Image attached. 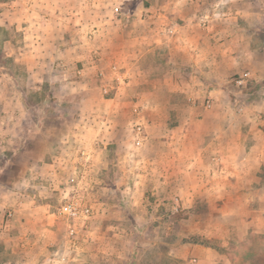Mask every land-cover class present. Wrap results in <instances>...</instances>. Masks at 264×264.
Returning a JSON list of instances; mask_svg holds the SVG:
<instances>
[{
	"label": "rangeland",
	"instance_id": "374dc122",
	"mask_svg": "<svg viewBox=\"0 0 264 264\" xmlns=\"http://www.w3.org/2000/svg\"><path fill=\"white\" fill-rule=\"evenodd\" d=\"M78 1L84 33L74 43L69 34L48 39L64 46L60 55L27 52L21 17L0 27V264L19 262L29 235L46 239L47 211L60 233L53 239L68 253L79 239L85 255L91 243L96 264H264V170L252 166L264 157V78L250 74L238 87L251 70L225 73L204 112L210 96L187 89L186 71L168 64L164 49L141 62L146 83L123 78L125 60L137 59L127 35L137 26L103 44L86 31L107 27L96 14L120 13L86 4L114 0ZM126 1L131 23L142 9L165 12L171 0ZM108 43L120 61L101 54ZM73 45L78 53L65 48ZM66 203L78 215L60 214Z\"/></svg>",
	"mask_w": 264,
	"mask_h": 264
},
{
	"label": "crops",
	"instance_id": "0c3cea01",
	"mask_svg": "<svg viewBox=\"0 0 264 264\" xmlns=\"http://www.w3.org/2000/svg\"><path fill=\"white\" fill-rule=\"evenodd\" d=\"M166 5L165 12L154 8L152 15L148 17L144 15L145 9H142L141 14H137L133 19L134 23H130L131 19L124 16L126 0H114L102 5L88 2L86 4L88 8L91 6L112 7L115 12L118 10L120 15L112 20L116 17L114 14V17L105 13H99L102 14L100 16L96 14L98 19L95 16L93 21L103 22L107 24V27L100 26L96 30L91 27L86 32L91 33L92 36L103 37V44H107L105 40H112V35L117 30L120 34H124L127 28L136 25L137 28L127 31V35L136 41L137 59L135 63L125 60V74L122 77L125 78L128 75L130 78L131 75L136 74V83L143 85L150 78L143 71L141 62L154 48L164 49L169 55H167L168 64L173 63L175 69L186 71L188 78L183 77L182 80H185L187 89L190 88L197 94H208L209 104L211 101L209 98L223 92L225 73L228 75L251 70L252 73H248L252 74L257 83L259 79L264 78V0H171ZM80 7L78 0H2L0 1V27L14 23V19L17 21L18 17H21L20 21L28 24V27L23 28L26 40L29 41L27 52L45 54L48 52L45 50L49 47L48 39L64 40L65 34H69L74 43L80 33H84L80 32L78 24L81 21H88L83 18ZM137 8L139 9L138 6ZM176 11L181 12V15H171ZM55 25L58 26L53 35L49 29ZM69 26L70 33H65V29ZM108 45L102 47L101 54L106 55L107 59L109 57L111 62L120 61L119 57H115L116 52L109 48L114 44L108 43ZM62 47L64 48V46L49 48H53L51 53L60 55L65 52ZM65 48L74 53L79 52V45ZM100 48L97 46L96 49ZM131 51L129 50L130 54ZM111 65L113 63L109 66ZM134 66L136 73L130 71ZM169 80L172 82L171 76ZM126 82L129 84L131 81ZM187 99L191 103L192 99ZM201 102L202 100L198 99V103ZM191 104L194 105V102ZM202 104L203 102L201 106ZM208 107H205L203 111L206 112ZM253 115L250 121L254 123L260 115ZM257 132L262 134L260 130ZM240 145L244 151L247 150L245 144ZM214 160L218 164V158L214 157ZM244 160L246 159H237L238 167L244 166ZM246 163L249 164L248 161ZM263 164L264 157L258 155L253 158V167H261ZM240 175L239 173L238 178L243 179L244 176ZM43 216L47 219V222L45 221L47 224L43 225L41 235L46 239L36 240L29 235L23 245L25 248L23 255L16 264H96L94 246L93 251L90 252L91 243H88L86 255L80 253L79 239L72 241L71 251L66 252L62 239L60 237L57 240L53 239V236L56 238L60 234L54 222L55 214L47 211V215ZM50 234L52 237H49Z\"/></svg>",
	"mask_w": 264,
	"mask_h": 264
},
{
	"label": "built area",
	"instance_id": "2783aa9c",
	"mask_svg": "<svg viewBox=\"0 0 264 264\" xmlns=\"http://www.w3.org/2000/svg\"><path fill=\"white\" fill-rule=\"evenodd\" d=\"M249 76H250L249 73H245L244 75L239 76L234 81V83L238 87L244 86L246 84V80L250 79ZM209 105H210L209 102H206V107H208ZM140 142H141L140 139H137V144H140ZM82 213L88 214V209H84ZM60 214L66 215L68 217H74L78 215L77 207L73 203H66L64 206L60 208Z\"/></svg>",
	"mask_w": 264,
	"mask_h": 264
},
{
	"label": "trees",
	"instance_id": "16d2710c",
	"mask_svg": "<svg viewBox=\"0 0 264 264\" xmlns=\"http://www.w3.org/2000/svg\"><path fill=\"white\" fill-rule=\"evenodd\" d=\"M261 169L264 170V166H261ZM208 247L214 248V246H208Z\"/></svg>",
	"mask_w": 264,
	"mask_h": 264
}]
</instances>
